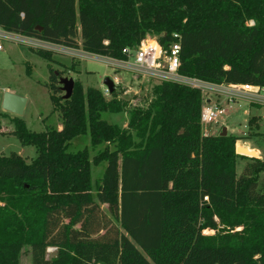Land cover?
Segmentation results:
<instances>
[{"label": "trees", "instance_id": "16d2710c", "mask_svg": "<svg viewBox=\"0 0 264 264\" xmlns=\"http://www.w3.org/2000/svg\"><path fill=\"white\" fill-rule=\"evenodd\" d=\"M0 28L67 48L80 38L84 51L117 59L152 35L166 49L178 34L180 74L264 88V0H0ZM48 74L61 129L14 119L11 134L36 157L0 155V264H20L24 248L31 264H264V154L202 135L198 90L157 82L145 107H130L76 80L63 100L62 73ZM105 113H125L127 126ZM259 120L249 117L247 138L264 141ZM85 135L89 148L69 151Z\"/></svg>", "mask_w": 264, "mask_h": 264}, {"label": "rangeland", "instance_id": "374dc122", "mask_svg": "<svg viewBox=\"0 0 264 264\" xmlns=\"http://www.w3.org/2000/svg\"><path fill=\"white\" fill-rule=\"evenodd\" d=\"M149 39L158 41V35L149 36ZM77 40L78 42L81 41L80 38ZM36 49L13 42H3V50L0 52V155L2 156L17 153L27 161L36 157V151L33 147L22 146L11 134L14 129L12 122L14 119H22L26 128L33 132H42L50 126L57 129L61 128L58 113L53 110L50 99L51 93L45 86L48 83L49 67L60 71L62 73L61 78L80 81L84 89L93 87L101 90L105 85L104 81L110 80L114 84L117 97L127 101L130 107H145L150 100L151 88L157 83L141 75L132 74L127 70L115 71L101 61L76 59L64 52L48 51L51 53V62H47L36 52ZM6 90H11L17 95L27 98V106L21 117L3 111L2 99ZM261 94L264 95V91ZM61 95L64 93L62 92ZM215 97L213 96V102H216ZM105 98L109 99L110 96ZM218 103L224 110V114L217 119L216 123L208 127L210 135H217L225 128L228 135L237 137L241 142L247 140L251 146L256 147L259 154H263L264 141L259 136L247 138V123L250 116H258L260 120L257 132H262L264 128L261 118L264 115V106L250 103L248 99L243 97L230 99L225 94L218 96ZM250 104H254V106ZM102 118L107 123L119 127H123L127 122L125 113H105ZM84 147L89 148L88 135L75 138L69 151H77ZM236 147H239L243 154L256 156L254 151L242 148L241 144ZM93 154L94 152L91 151V156ZM243 164L244 162L241 164L238 161V173L242 170ZM104 168L105 163L91 166L94 186L96 181L103 176ZM53 253L54 249L49 248L47 250L48 257H51ZM19 261L20 264H31L29 249L24 248L22 250Z\"/></svg>", "mask_w": 264, "mask_h": 264}, {"label": "built area", "instance_id": "2783aa9c", "mask_svg": "<svg viewBox=\"0 0 264 264\" xmlns=\"http://www.w3.org/2000/svg\"><path fill=\"white\" fill-rule=\"evenodd\" d=\"M13 42L36 50L64 52L81 60H98L115 71L127 70L132 74L141 75L155 82H173L198 90L202 97L200 111V126L202 135H210L208 127L216 123L217 119L224 114V110L219 103L211 102L210 95L225 94L230 99L244 97L250 103H257L264 106V95L261 94L264 88L242 85L228 86L207 82L198 78L185 76L179 73L181 67L180 60V36L172 35V40L164 49L157 40L149 37L142 40L136 47H126L123 49L124 59H117L108 56L97 55L86 52L81 47V41L75 48H67L61 45L52 44L37 38L24 36L5 31L0 28V52L3 50V42ZM116 81V80H115ZM117 83V81H116ZM104 97L111 95L106 85L100 90Z\"/></svg>", "mask_w": 264, "mask_h": 264}, {"label": "water", "instance_id": "95a60500", "mask_svg": "<svg viewBox=\"0 0 264 264\" xmlns=\"http://www.w3.org/2000/svg\"><path fill=\"white\" fill-rule=\"evenodd\" d=\"M59 84L61 85V91L64 93L63 100H67L71 97L74 87V80L71 78H60ZM104 84L109 89L110 93L114 91V84L110 80H105ZM27 105V98L19 96L11 90H6L3 94L2 109L3 111L13 114L16 117H21L25 111ZM221 136H226L227 132L224 128L221 131ZM236 152L241 155H246L240 152L239 147H236ZM249 156V155H248ZM254 157V156H249Z\"/></svg>", "mask_w": 264, "mask_h": 264}, {"label": "crops", "instance_id": "0c3cea01", "mask_svg": "<svg viewBox=\"0 0 264 264\" xmlns=\"http://www.w3.org/2000/svg\"><path fill=\"white\" fill-rule=\"evenodd\" d=\"M230 86H242V85H229V87ZM225 87H228V86H225ZM253 88V90H254V86L252 87ZM213 96H215V95H210L209 96V100L211 101V102H213L212 100H213ZM218 96L219 95H216V102L218 103ZM244 98V97H243ZM27 106V105H26ZM263 117V116H262ZM60 126H61V124H60ZM59 126V127H60ZM127 126V122L123 125V128H125ZM61 129V128H60ZM227 132V131H226ZM239 144H241V146H242V148H247V149H249V150H252V151H254L255 153H256V156L255 157H261L263 154H259L258 153V151H257V149H256V147H253V146H251L248 142H247V140L246 141H244V142H241V141H239L238 140V142H237V145H239ZM241 155V154H240ZM242 156H246V157H249V156H254V155H249L248 156V154L247 155H242ZM240 162H241V164H242V162H244L243 160H239ZM238 164V163H237Z\"/></svg>", "mask_w": 264, "mask_h": 264}]
</instances>
